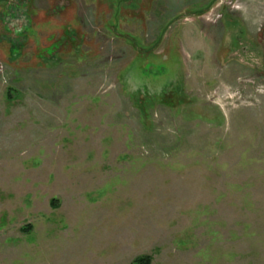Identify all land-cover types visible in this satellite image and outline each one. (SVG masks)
Masks as SVG:
<instances>
[{
  "label": "rangeland",
  "instance_id": "1",
  "mask_svg": "<svg viewBox=\"0 0 264 264\" xmlns=\"http://www.w3.org/2000/svg\"><path fill=\"white\" fill-rule=\"evenodd\" d=\"M29 1V32L0 3V264H264V0Z\"/></svg>",
  "mask_w": 264,
  "mask_h": 264
},
{
  "label": "flooded vegetation",
  "instance_id": "2",
  "mask_svg": "<svg viewBox=\"0 0 264 264\" xmlns=\"http://www.w3.org/2000/svg\"><path fill=\"white\" fill-rule=\"evenodd\" d=\"M23 1H25V0H23ZM23 1H20L19 3L18 2L14 3V0H12V1L0 0V3H3V5H7V3H9V9L4 11V14L8 15V21H9L8 23H11L10 21H12V19H14V18H15V20L18 19V16L16 14V10L20 11V9H21L23 11V14L21 16H19L20 19H21L20 25H16L15 22H14L15 20L11 23V25H14L13 28L19 30V32H20V30L22 32H24V31L29 32L30 31V27L29 26H30V21H31V19H30L31 16L29 15L31 13V11H30V8H31L30 7V1L29 0H26V2H23ZM206 8H207V6H206ZM56 9H57V11L62 10L61 7L60 8H56ZM7 11L10 12V15H9V12L7 13ZM236 33H238V35ZM236 33H234L235 36H233V38L235 40H239L238 37L240 35L241 36L244 35V30H242L241 27H237ZM56 46H57L56 43L52 44L51 48L48 49L49 53L53 52L55 50ZM17 54H18L17 51L14 50L11 53V56L17 55Z\"/></svg>",
  "mask_w": 264,
  "mask_h": 264
},
{
  "label": "water",
  "instance_id": "3",
  "mask_svg": "<svg viewBox=\"0 0 264 264\" xmlns=\"http://www.w3.org/2000/svg\"><path fill=\"white\" fill-rule=\"evenodd\" d=\"M217 0H211L210 2H209V4L207 5V8L208 7H210L214 2H216ZM175 19H177V16L176 17H174L172 20H170L166 25H165V27L163 28V30L161 31V33H160V35H159V37L157 38V40L154 42V44L150 47V48H148V49H151V48H153V47H155L157 44H158V42L161 40V38H162V35L164 34V31L166 30V28L175 20Z\"/></svg>",
  "mask_w": 264,
  "mask_h": 264
},
{
  "label": "trees",
  "instance_id": "4",
  "mask_svg": "<svg viewBox=\"0 0 264 264\" xmlns=\"http://www.w3.org/2000/svg\"><path fill=\"white\" fill-rule=\"evenodd\" d=\"M151 258L148 256L139 257L133 260L132 264H150Z\"/></svg>",
  "mask_w": 264,
  "mask_h": 264
}]
</instances>
